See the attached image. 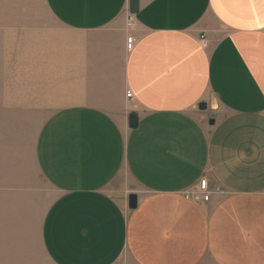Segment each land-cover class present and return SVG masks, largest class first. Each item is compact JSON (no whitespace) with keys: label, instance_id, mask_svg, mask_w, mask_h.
Returning <instances> with one entry per match:
<instances>
[{"label":"crops","instance_id":"obj_1","mask_svg":"<svg viewBox=\"0 0 264 264\" xmlns=\"http://www.w3.org/2000/svg\"><path fill=\"white\" fill-rule=\"evenodd\" d=\"M45 2L87 37L65 65L93 103L56 111L37 139L56 193L49 261L264 264V0ZM203 179L210 201L187 199Z\"/></svg>","mask_w":264,"mask_h":264},{"label":"rangeland","instance_id":"obj_2","mask_svg":"<svg viewBox=\"0 0 264 264\" xmlns=\"http://www.w3.org/2000/svg\"><path fill=\"white\" fill-rule=\"evenodd\" d=\"M86 38L61 27L45 0H0V264H52L41 231L56 193L36 144L56 111L93 105L85 87L70 90L65 65L70 45Z\"/></svg>","mask_w":264,"mask_h":264},{"label":"built area","instance_id":"obj_3","mask_svg":"<svg viewBox=\"0 0 264 264\" xmlns=\"http://www.w3.org/2000/svg\"><path fill=\"white\" fill-rule=\"evenodd\" d=\"M134 23V18L133 16L130 17L129 19V26L131 27ZM134 39L133 37H129L127 40V47L129 50H131L133 48V43ZM127 97L128 98H132V93L128 92L127 93ZM209 184L208 181L206 179L201 180V182L199 183V191L195 194V195H186L187 199H191V198H202L204 201L209 202L211 199V194L209 192Z\"/></svg>","mask_w":264,"mask_h":264},{"label":"water","instance_id":"obj_4","mask_svg":"<svg viewBox=\"0 0 264 264\" xmlns=\"http://www.w3.org/2000/svg\"><path fill=\"white\" fill-rule=\"evenodd\" d=\"M130 10L132 14H136L139 11L138 0H130ZM201 109H206V105L202 104ZM139 123V117L136 113L130 115V127L137 128ZM129 206L131 209H136L138 206V197L136 195H131L129 198Z\"/></svg>","mask_w":264,"mask_h":264}]
</instances>
